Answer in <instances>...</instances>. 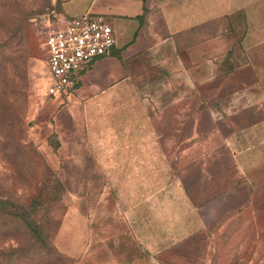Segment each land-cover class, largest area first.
Returning <instances> with one entry per match:
<instances>
[{"label":"rangeland","instance_id":"1","mask_svg":"<svg viewBox=\"0 0 264 264\" xmlns=\"http://www.w3.org/2000/svg\"><path fill=\"white\" fill-rule=\"evenodd\" d=\"M65 2L0 0V199L27 211L23 219L11 206L0 208V264H106L111 254L129 253L127 223L110 219L119 214L103 169V155L119 146V137L139 131L109 121L123 118L156 122L170 176L208 224L206 238L156 254L141 250V264H219L227 252L222 264H264V171L240 168L236 151L248 122L262 118L247 103L248 91H261L262 81L238 72L207 80L185 97L127 91L119 101L120 91L92 90L99 80L91 76L50 96L45 38L65 13L80 12L79 2L71 8ZM188 110L191 122L181 121Z\"/></svg>","mask_w":264,"mask_h":264},{"label":"crops","instance_id":"2","mask_svg":"<svg viewBox=\"0 0 264 264\" xmlns=\"http://www.w3.org/2000/svg\"><path fill=\"white\" fill-rule=\"evenodd\" d=\"M76 1L79 15L87 13L111 24L116 39L111 52L82 75L99 80L92 82L94 91H120L114 95L119 101L132 94L127 91H172L185 97L187 92L201 91L207 80L238 72H244L249 81L261 80V91H248L247 103L254 117L261 109L262 118L248 122L237 140L242 148L236 151L240 168L249 165L264 171V0H66L65 6L71 8ZM64 15L61 23L75 17ZM212 23H220L214 32L208 29ZM190 113L181 121L189 118L191 122ZM109 121L112 126L139 131L119 137V146L103 155L119 214L114 210L110 219L125 220L130 247L124 256L111 254L106 264H141V250L156 254L196 235L206 238L205 217L182 182L170 176L160 137L152 130L156 122ZM229 253L226 257L220 253L219 264Z\"/></svg>","mask_w":264,"mask_h":264},{"label":"built area","instance_id":"3","mask_svg":"<svg viewBox=\"0 0 264 264\" xmlns=\"http://www.w3.org/2000/svg\"><path fill=\"white\" fill-rule=\"evenodd\" d=\"M115 43L111 24L87 13L66 19L51 29L44 43L49 80L46 93L56 96L76 88L83 73L108 55Z\"/></svg>","mask_w":264,"mask_h":264},{"label":"trees","instance_id":"4","mask_svg":"<svg viewBox=\"0 0 264 264\" xmlns=\"http://www.w3.org/2000/svg\"><path fill=\"white\" fill-rule=\"evenodd\" d=\"M145 10V9H144ZM10 201H7V200H2V199H0V208L1 209H8L9 208V206H11V207H13V210L14 211H12V212H10V213H12L14 216H16V217H20V218H25L26 217V213H27V211H26V209H24V208H22V209H17L14 205H12L11 203H9ZM20 211V212H19Z\"/></svg>","mask_w":264,"mask_h":264}]
</instances>
